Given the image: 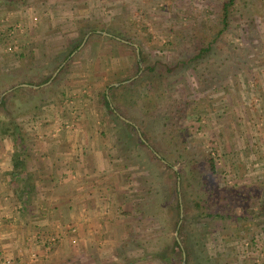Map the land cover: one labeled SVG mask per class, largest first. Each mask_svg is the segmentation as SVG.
I'll list each match as a JSON object with an SVG mask.
<instances>
[{
  "label": "rangeland",
  "instance_id": "374dc122",
  "mask_svg": "<svg viewBox=\"0 0 264 264\" xmlns=\"http://www.w3.org/2000/svg\"><path fill=\"white\" fill-rule=\"evenodd\" d=\"M226 1L0 0V120L20 130L0 157L24 160L19 190L100 207L81 264H264V0H235L225 25ZM201 36L218 39L190 61ZM30 195L15 212L39 221L28 206L48 198Z\"/></svg>",
  "mask_w": 264,
  "mask_h": 264
},
{
  "label": "crops",
  "instance_id": "0c3cea01",
  "mask_svg": "<svg viewBox=\"0 0 264 264\" xmlns=\"http://www.w3.org/2000/svg\"><path fill=\"white\" fill-rule=\"evenodd\" d=\"M9 155L0 157V264H6L7 261L11 264H81L82 260L89 257L87 250L82 246H88L93 241L89 236L92 233L90 229L99 227L98 221H93L91 215L99 213L100 207L93 210L89 205L83 204L89 194L82 188L68 191L38 190L37 194L32 192L33 185H28V188L24 185L22 190H19L17 181H23V178L27 180L29 176L23 177V173L18 175L12 162L13 157L8 158ZM35 165H37L35 170L36 168L39 170L40 164ZM57 170L56 167H52L48 175L44 174L45 171L39 170L36 175L39 180L48 178L54 180L58 177L56 174L61 173ZM79 170H76L78 176L81 172ZM28 195L30 198L33 196L48 198L47 202L40 200L42 202L40 206H28L40 214L39 221L22 220L23 213L19 216V213L15 212L23 209L22 198L24 197L26 201ZM44 212H48L50 216H43ZM61 225H65L63 229L66 233L59 234ZM107 225L105 222L106 227ZM97 237L100 241V237ZM55 238L60 240L53 243ZM66 239L69 240V244ZM108 243L112 246L116 244L113 240ZM67 245L71 246L70 253H65Z\"/></svg>",
  "mask_w": 264,
  "mask_h": 264
},
{
  "label": "trees",
  "instance_id": "16d2710c",
  "mask_svg": "<svg viewBox=\"0 0 264 264\" xmlns=\"http://www.w3.org/2000/svg\"><path fill=\"white\" fill-rule=\"evenodd\" d=\"M19 1V0H16ZM235 0H227L224 4H223V16H224V20L223 22L225 23V25L228 23V19H229V14H230V9L233 6ZM132 36L129 35L128 33H125V35L121 34V37H114V39H121L120 41L123 42L124 44H126L128 41L132 42L133 39L131 38ZM218 36H214V37H209V38H204V37H200L198 38V40L195 42V46H194V52L195 55L191 58L190 61H199L201 59H204V57L206 55H208L211 50L213 49L214 44L217 42V38ZM126 41V43L124 42ZM83 40L80 41V43L76 46V48L72 49V51L70 52L71 54L73 52H75L82 44ZM142 51V50H141ZM70 55L67 56V58ZM141 56V63H146V57L143 55V53H140ZM66 58V59H67ZM139 63V62H138ZM65 69L67 68L64 67ZM64 68L61 70L63 71ZM140 71V66L139 64H136V75H138ZM135 75V76H136ZM51 79V76L47 77L42 84L48 83L49 80ZM41 84H39L38 86H40ZM129 86L125 87L126 89ZM31 92H36L34 89H30ZM9 97V96H8ZM8 97H5V102H3L0 106V108L2 109H6L7 103L6 100L8 99ZM104 104L106 106V108L112 113L113 107L110 105L109 100L107 98V95L104 96ZM119 107H121V101L119 102ZM123 114L125 117H128V114L126 112V109L123 110ZM179 111L175 110V112H173V120H179L181 118V116L178 115ZM119 119L121 120V118L119 117ZM135 121H137V118L134 119ZM126 123V122H125ZM128 126H132L131 123H126ZM12 125V127H11ZM11 137L12 139L18 140L20 138V130H19V126L17 125V123L15 122V119L13 117H11V120L9 119L8 121H4V120H0V137ZM138 140L141 142L142 145H148V143H150V132L146 131V132H142V135L138 137ZM156 156L160 155L162 158H159L161 161L164 162V159L166 160L165 156L163 155L162 151L159 152H155ZM13 160H14V167H15V171H22V168L25 169V164H24V160H22L21 156L18 154L17 151H15V153L12 155ZM21 169V170H19ZM20 173V172H19ZM173 175H177V172H174ZM30 186V185H29ZM32 186V185H31ZM182 215V209L181 206L179 205L177 207V218L179 219L180 216ZM179 222L176 223V227H178ZM182 226L179 228L180 233L182 232ZM175 245L181 250V253H187V260L190 257V252L187 249L186 251L182 248L181 244L179 241H175L174 242ZM184 254H182L183 257Z\"/></svg>",
  "mask_w": 264,
  "mask_h": 264
},
{
  "label": "water",
  "instance_id": "95a60500",
  "mask_svg": "<svg viewBox=\"0 0 264 264\" xmlns=\"http://www.w3.org/2000/svg\"><path fill=\"white\" fill-rule=\"evenodd\" d=\"M58 72H59V70L55 73V75L53 76V78L51 79V81L56 77V75L58 74ZM51 81H50V82H51ZM50 82H49V83H50ZM25 86H26V85H25ZM179 226H180V224H179Z\"/></svg>",
  "mask_w": 264,
  "mask_h": 264
},
{
  "label": "built area",
  "instance_id": "2783aa9c",
  "mask_svg": "<svg viewBox=\"0 0 264 264\" xmlns=\"http://www.w3.org/2000/svg\"><path fill=\"white\" fill-rule=\"evenodd\" d=\"M6 264H11V263L7 261Z\"/></svg>",
  "mask_w": 264,
  "mask_h": 264
}]
</instances>
